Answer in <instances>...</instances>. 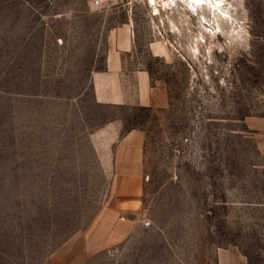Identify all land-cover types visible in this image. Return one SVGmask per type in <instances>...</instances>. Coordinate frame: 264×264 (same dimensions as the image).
<instances>
[{
  "label": "rangeland",
  "instance_id": "obj_1",
  "mask_svg": "<svg viewBox=\"0 0 264 264\" xmlns=\"http://www.w3.org/2000/svg\"><path fill=\"white\" fill-rule=\"evenodd\" d=\"M222 2L205 31L146 0H0V264H264V0ZM124 24L151 107L93 99ZM113 120L145 134L136 190L89 141Z\"/></svg>",
  "mask_w": 264,
  "mask_h": 264
},
{
  "label": "crops",
  "instance_id": "obj_2",
  "mask_svg": "<svg viewBox=\"0 0 264 264\" xmlns=\"http://www.w3.org/2000/svg\"><path fill=\"white\" fill-rule=\"evenodd\" d=\"M134 42L127 24L115 31L113 47L106 55L105 68L91 76L93 99L107 106L151 107L150 76L145 69H129L127 56ZM89 141L103 174L112 189H138L141 183L145 134L140 129L123 131V122L113 120L89 134ZM264 206V195H263ZM220 264H234L230 251L219 250ZM239 264H244L242 261Z\"/></svg>",
  "mask_w": 264,
  "mask_h": 264
},
{
  "label": "bare ground",
  "instance_id": "obj_3",
  "mask_svg": "<svg viewBox=\"0 0 264 264\" xmlns=\"http://www.w3.org/2000/svg\"><path fill=\"white\" fill-rule=\"evenodd\" d=\"M178 3L180 6H178ZM148 6L151 8L153 16H160L161 11L178 8L184 13L186 19L190 16L198 19V24H200L201 28L205 31L207 30L206 26H210L213 23L203 12L207 11L210 17L212 15V19L216 16L219 18L223 17L222 19L226 20L229 19V16H227L222 9L224 7V2H222V0H149ZM200 17H202V20ZM173 27L175 26L173 25ZM209 33H212V30ZM152 51L157 55H162L166 52V49L161 43H156L153 45Z\"/></svg>",
  "mask_w": 264,
  "mask_h": 264
},
{
  "label": "built area",
  "instance_id": "obj_4",
  "mask_svg": "<svg viewBox=\"0 0 264 264\" xmlns=\"http://www.w3.org/2000/svg\"><path fill=\"white\" fill-rule=\"evenodd\" d=\"M88 4L94 8H105L109 6H118L129 3L132 0H87ZM149 0H146L148 2ZM145 226H149V221L144 223Z\"/></svg>",
  "mask_w": 264,
  "mask_h": 264
},
{
  "label": "trees",
  "instance_id": "obj_5",
  "mask_svg": "<svg viewBox=\"0 0 264 264\" xmlns=\"http://www.w3.org/2000/svg\"><path fill=\"white\" fill-rule=\"evenodd\" d=\"M147 72H148V74L150 75V72H149V70H146ZM247 259H248V264H251L250 263V259L248 258V256H247Z\"/></svg>",
  "mask_w": 264,
  "mask_h": 264
}]
</instances>
